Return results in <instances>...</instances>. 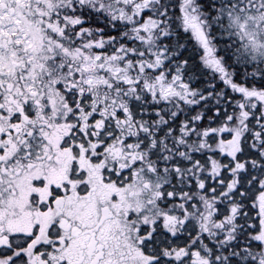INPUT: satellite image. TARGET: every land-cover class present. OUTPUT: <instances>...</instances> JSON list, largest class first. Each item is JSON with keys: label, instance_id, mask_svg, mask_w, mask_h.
I'll return each instance as SVG.
<instances>
[{"label": "snow or ice", "instance_id": "1", "mask_svg": "<svg viewBox=\"0 0 264 264\" xmlns=\"http://www.w3.org/2000/svg\"><path fill=\"white\" fill-rule=\"evenodd\" d=\"M0 264H264V0H0Z\"/></svg>", "mask_w": 264, "mask_h": 264}]
</instances>
